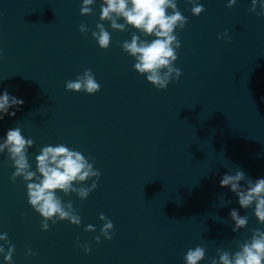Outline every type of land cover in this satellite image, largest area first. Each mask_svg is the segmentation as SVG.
<instances>
[{
  "label": "clouds",
  "instance_id": "obj_1",
  "mask_svg": "<svg viewBox=\"0 0 264 264\" xmlns=\"http://www.w3.org/2000/svg\"><path fill=\"white\" fill-rule=\"evenodd\" d=\"M95 2L96 0H82L80 14L82 16L93 14L92 6ZM188 3L192 5L190 11L193 16L199 17L205 11L199 0H188ZM236 3L237 0H228L226 7L231 9ZM248 11L258 17H264V0H251ZM121 18L124 23L118 22ZM99 20L110 22L114 31L123 32L131 26L143 36L154 37L149 41L141 39V36L134 32L130 41L125 40L120 45L126 54L134 58V70L145 76L153 87L166 90L170 82L179 81L182 70L175 66V62L178 59L181 41L176 30L182 31L188 19L179 10L177 0H102ZM78 27L81 34L90 31L84 23ZM91 36L97 41L100 49L106 50L110 47L111 34L106 30L104 23H97L96 30L91 31ZM217 38L231 42L227 31L220 33ZM100 87L91 69H85L75 80L65 82L66 91L84 92L89 95L99 92ZM23 103L22 99L5 90L0 94V120H3L5 115L15 116L16 112H9V109L19 110ZM33 144L32 139H26L22 135L19 127L9 129L6 138L0 142V153L7 151L15 169L11 181L15 182L17 178L22 177L26 182L28 203L43 218L42 231L49 230V221L52 224L68 221L79 226L81 217L74 209L72 201L64 203L57 193L62 192L65 196L74 193L81 200L87 199L97 188L101 177V172L94 167V158L89 162V158L80 151L72 150L64 144L48 145L40 149V154L35 158L36 170H32L27 152ZM86 181L92 182L85 186ZM241 181L245 182L243 186ZM220 187L230 188L238 197L242 209L248 210L254 206V216L259 224L264 225V178L246 180L245 172L238 170L235 174H224L220 180ZM229 216L234 222L233 232L247 227L249 222L247 215L242 216L233 208ZM99 220L103 222V226L99 230L100 235L95 236L94 240L100 243L102 236L105 240L111 241L115 231L113 222L103 213L99 215ZM84 231L95 232L96 227L89 224ZM0 241H3V244H0V255H3L5 264H12L15 246L11 245L7 233H0ZM76 246L82 247L85 254L91 251L87 244L77 243ZM205 254L204 247L196 246L187 250L184 260L186 264H199L205 258ZM25 255L35 253L28 249ZM210 264H264V230L251 229L250 239L239 243L238 250L234 253L218 249V259L213 257Z\"/></svg>",
  "mask_w": 264,
  "mask_h": 264
}]
</instances>
